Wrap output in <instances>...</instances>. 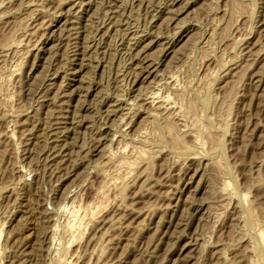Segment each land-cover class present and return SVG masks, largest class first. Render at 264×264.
Listing matches in <instances>:
<instances>
[{"label": "rangeland", "instance_id": "obj_1", "mask_svg": "<svg viewBox=\"0 0 264 264\" xmlns=\"http://www.w3.org/2000/svg\"><path fill=\"white\" fill-rule=\"evenodd\" d=\"M262 241L264 0H0V264H264Z\"/></svg>", "mask_w": 264, "mask_h": 264}, {"label": "bare ground", "instance_id": "obj_2", "mask_svg": "<svg viewBox=\"0 0 264 264\" xmlns=\"http://www.w3.org/2000/svg\"><path fill=\"white\" fill-rule=\"evenodd\" d=\"M233 6V5H232ZM142 42H143V40H142ZM144 44V43H143ZM147 47H148V45H145L144 47H143V50L144 49H147ZM142 49V48H141ZM144 52V51H143ZM169 52V51H168ZM148 66V65H147ZM154 67V65H149L148 67H146V68H144V69H140L141 71H140V76L141 77H143L144 75H146V77L147 76H149L152 72H151V69ZM154 69V68H153ZM155 71V70H154ZM145 78V77H144ZM171 78H173V77H171ZM169 81V80H168ZM175 82V81H174ZM169 85H173L172 84V81L170 80L169 82ZM168 83H167V85H168ZM176 85V84H175ZM161 87V86H160ZM163 92V91H162ZM161 93V92H160ZM171 93V92H170ZM180 93V92H179ZM167 94V93H166ZM174 94V93H173ZM155 95H157V94H152L151 95V97H149V98H147V100H146V105L147 106H149V107H154V106H156V108L158 109V110H167L168 108V106L170 105H167L166 103H167V101H168V99H167V97H165L166 98V100H164L163 99V101H161V100H158L159 99V96H158V98L157 97H155ZM164 96V95H163ZM166 96V95H165ZM169 98V97H168ZM161 99V98H160ZM191 104V103H190ZM167 105V106H166ZM167 108V109H166ZM173 109V108H172ZM190 109H192L191 108V105H190ZM156 110V109H155ZM176 111V110H175ZM153 112H156V111H153ZM126 115H128V114H126ZM59 116V115H58ZM160 116V115H159ZM45 122V121H44ZM46 123V122H45ZM60 124V123H59ZM128 124V123H127ZM171 124V123H170ZM182 124V123H181ZM195 127V126H194ZM164 131H166L168 134H170V136H173L174 135V138L173 137H171V140H172V142H169V143H171L173 146H175L176 147V145H178L179 143H180V139L178 138L179 137V135H177L176 133H174V131H175V129H173V127L172 126H170L169 124H166L165 126H164ZM196 129V128H195ZM206 130V129H205ZM149 131V130H148ZM177 131V130H176ZM138 133V132H137ZM141 133H143V132H141ZM168 134H165V135H168ZM173 134V135H172ZM206 135H207V133H206ZM60 136V135H59ZM139 136V135H138ZM125 137V136H124ZM141 137V136H140ZM211 137V136H210ZM166 138V137H165ZM212 138V137H211ZM138 139V138H137ZM144 141V140H143ZM209 142V141H208ZM127 144V143H126ZM139 144V143H138ZM137 144V145H138ZM170 144V145H171ZM120 145V144H119ZM140 145V144H139ZM171 145V146H172ZM172 146V147H173ZM146 147V144H142L141 145V147H139V154L140 155H144L145 154V148ZM197 147V146H196ZM150 148V147H149ZM117 149V148H116ZM120 149V148H119ZM122 150V149H121ZM60 151V150H59ZM108 151V150H107ZM106 151V152H107ZM114 152H115V150H114ZM116 154H118V152H116ZM143 157V156H142ZM110 158H112V155H111V153L110 152H107L106 154H105V156H104V160H109ZM146 158V157H145ZM123 161V160H122ZM124 164V163H123ZM125 167L126 168H128V169H131L132 167H133V162L132 163H130V162H126L125 164ZM219 165V164H218ZM117 169V168H116ZM124 171V170H123ZM116 173V172H115ZM118 173V172H117ZM124 173V172H123ZM121 175V174H120ZM123 176V175H122ZM122 180H123V178H122ZM224 183V182H223ZM227 183V182H226ZM229 185V184H228ZM228 185H226V186H228ZM124 188V187H123ZM103 190H104V188H103ZM102 190V191H103ZM100 192V191H99ZM246 198V197H245ZM244 199V198H243ZM100 204V203H99ZM79 205V204H78ZM88 206V208H90L89 206L90 205H87ZM98 207V206H97ZM62 208V207H61ZM99 208V207H98ZM76 209V208H75ZM97 209V208H96ZM81 210V209H80ZM86 210V208H84V211ZM92 210V209H91ZM83 211V210H82ZM89 212H90V210H88ZM94 212H96V210H93ZM92 211V212H93ZM86 212V211H85ZM77 213V212H76ZM79 213V212H78ZM84 214V213H83ZM89 214V213H88ZM97 214V213H96ZM99 214V213H98ZM72 215H74V214H72ZM90 216H91V214H89ZM92 215H95V214H93L92 213ZM82 217V216H81ZM89 217V216H88ZM92 217V216H91ZM94 217V216H93ZM77 218V217H76ZM79 218V217H78ZM86 218H87V216H86ZM95 218V217H94ZM88 219H91V218H88ZM74 220H75V218H74ZM79 221V220H78ZM77 221V222H78ZM94 221V220H93ZM76 225H77V223H76ZM110 225V224H109ZM67 227V226H66ZM69 229L71 230V233L73 232L72 231V229H74V226H73V224L70 226V224H69ZM109 227V226H108ZM76 228H77V226H76ZM70 230H68V231H70ZM78 230V229H77ZM67 231V230H66ZM79 232V231H78ZM82 233H84V232H82ZM68 234V233H67ZM73 234V233H72ZM75 234H77V233H75ZM80 234V233H79ZM260 234V233H259ZM74 237H75V235H74ZM80 237H81V234H80ZM260 237H262V236H260ZM72 239H74L73 238V236H72ZM101 239V238H100ZM107 239V238H106ZM111 240V239H110ZM80 241V240H79ZM260 241V240H259ZM72 242V241H71ZM262 242H264V241H262ZM261 244V243H260ZM66 247H67V245H65ZM102 246V245H101ZM76 251H77V249H76ZM78 256V255H77ZM99 256V255H98ZM69 263V262H68Z\"/></svg>", "mask_w": 264, "mask_h": 264}]
</instances>
